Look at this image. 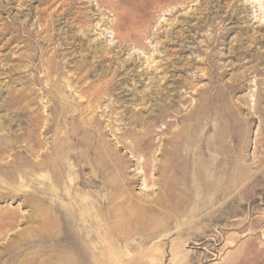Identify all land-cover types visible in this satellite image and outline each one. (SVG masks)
I'll list each match as a JSON object with an SVG mask.
<instances>
[{
    "label": "rangeland",
    "instance_id": "rangeland-1",
    "mask_svg": "<svg viewBox=\"0 0 264 264\" xmlns=\"http://www.w3.org/2000/svg\"><path fill=\"white\" fill-rule=\"evenodd\" d=\"M103 1L0 0V264H264V0Z\"/></svg>",
    "mask_w": 264,
    "mask_h": 264
},
{
    "label": "bare ground",
    "instance_id": "bare-ground-1",
    "mask_svg": "<svg viewBox=\"0 0 264 264\" xmlns=\"http://www.w3.org/2000/svg\"><path fill=\"white\" fill-rule=\"evenodd\" d=\"M140 2H143V1H140ZM158 1L156 0V2H153V3H151V7L154 9V8H156L157 6H158ZM98 4H99V6L100 7H103V6H106L105 4V2L103 1V0H98ZM107 4H109V5H111V7L113 8V9H117L118 8V6H117V4L115 3V0H109V2L107 3ZM120 4V2L118 3V5ZM139 4V3H138ZM142 4V3H141ZM110 7V8H111ZM118 10V9H117ZM133 10H135V9H133ZM133 10H131V9H129V10H126V11H124V12H122V13H120V12H117L116 11V15H117V21L119 22V23H121L123 26H124V29H126V33H125V36H123L122 35V29H121V27L120 26H116L114 29H113V31H114V34L118 37V38H120L121 40H124L126 37L127 38H129L130 40H134V42L136 43V45H137V47H138V40H139V37H138V34L137 33H133V32H129L130 31V29H131V27H134L136 24H140L142 21H143V19L145 18V13L143 12V11H140L139 12V10H137V11H133ZM114 11V10H113ZM119 11V10H118ZM144 24H145V22H144ZM141 25V24H140ZM47 65V67H46V72L47 73H50L51 72V70L53 71L54 70V64H53V62L51 61V60H49L47 63H46ZM68 80V79H67ZM69 83V82H68ZM9 100V99H8ZM14 100V99H13ZM23 100V99H22ZM28 100H29V98H28ZM24 101V100H23ZM32 103V102H31ZM64 107V106H63ZM18 108V107H17ZM20 109V108H19ZM22 109V108H21ZM20 109V110H21ZM26 109V108H25ZM27 109H29V108H27ZM36 109V108H35ZM35 109H33V110H35ZM203 109V107H201V110ZM24 110V109H23ZM32 110V109H31ZM30 110V111H31ZM25 111V110H24ZM27 112H28V110H27ZM21 114V113H20ZM28 115V114H27ZM38 115V114H37ZM75 116V115H74ZM71 120V119H70ZM28 121V120H27ZM76 121V120H75ZM34 123V122H33ZM40 123V122H39ZM82 123V122H81ZM86 124V123H85ZM35 125H37L36 124V122H35ZM35 125H34V127H35ZM30 126V125H29ZM31 126H33V125H31ZM30 126V127H31ZM39 127H41V126H39ZM32 128V127H31ZM36 128H38V127H36ZM79 128V127H78ZM80 130V129H79ZM36 131V130H35ZM163 131V130H162ZM81 132V131H80ZM90 132V134H92L91 133V131H89ZM96 132H98V130H96ZM28 133V132H27ZM89 134V133H88ZM150 134H151V130H147L146 131V133H144V136H143V138H141L140 139V141H143V143H139L138 145L136 144V143H132V144H134V148H135V151H138V150H140V152L141 153H143L142 155H140L139 157H138V159L139 158H141V156H143L144 157V162H143V167H145V166H149L150 165V163H149V160L147 159V157H146V152H147V149H148V147L150 146V144H151V141H150V139L148 138L149 136H150ZM32 135V134H31ZM39 135V134H38ZM37 135V137H39ZM81 135V134H80ZM29 136V135H28ZM76 136H78V135H76ZM35 137H36V135H35ZM79 137V136H78ZM33 138V137H32ZM76 139V138H75ZM27 140V139H26ZM29 140V139H28ZM35 140V139H34ZM41 140V139H40ZM81 140V139H80ZM9 143H11V142H9ZM29 143H30V141H29ZM34 143V142H33ZM37 143V142H36ZM39 143V142H38ZM76 143V142H75ZM80 143V142H79ZM144 144V145H143ZM147 144V145H146ZM29 145V144H28ZM66 145H68V144H66ZM30 146V145H29ZM74 146H75V144H74ZM78 146H80V144L78 145ZM84 146V145H83ZM202 146V147H201ZM200 146V151H199V157H198V163L199 162H201V161H203V157H202V154L204 153L205 154V152H203V145H201ZM10 147V146H9ZM26 148V147H25ZM28 148V147H27ZM32 148H34L33 147V145H32ZM31 148V149H32ZM79 148V147H78ZM178 148V147H177ZM177 148H173V150L172 151H170L169 153L168 152H166V154H167V157H164L163 159H162V162H163V165L162 164H160L159 165V167H158V172H160L162 169L164 170V172L166 171L168 174L169 173H172L173 171L174 172H177V171H179V168L182 166L181 165V163L178 161V153L176 152V150H178ZM3 149V148H2ZM6 149H8V148H6ZM29 149V148H28ZM27 149V150H28ZM63 149V148H62ZM61 150V149H60ZM7 151V150H6ZM33 151V150H32ZM3 152V151H2ZM31 152V151H30ZM27 153H29V152H27ZM5 155V154H4ZM228 155V154H227ZM27 158V157H26ZM32 161V160H31ZM46 163V162H45ZM45 166V165H44ZM173 170V171H172ZM197 170H198V172L200 173V168H199V166H198V168H197ZM172 171V172H171ZM146 174H147V171H146ZM231 175V174H230ZM90 180H91V177H88ZM216 183V182H215ZM226 183H228V181L226 182ZM219 185V184H218ZM229 186V185H228ZM220 188V187H219ZM218 192H219V190H218ZM126 192L125 191H119V193H118V197H122V195L123 194H125ZM162 196H160V199L159 200H157V201H155L154 202V204L155 205H152V203L150 204H145V203H140V202H138L137 200H132L131 201V205H130V209L132 210V211H134V212H137L138 213V216H140L141 218H136L137 219V222H138V226L139 225H142V226H148L147 224V222L148 221H146L145 222V220L144 219H142V218H144V217H146L147 216V214H148V212H152V211H157L158 210V207H162V206H164V205H166V204H168V202L170 201V198L172 197V195H173V192H172V190H170V189H168V188H165L163 191H162V194H161ZM146 202H148V201H146ZM179 203H181V205L183 204V200L181 199V201L179 202ZM210 204H213V202H211ZM159 209H161V208H159ZM92 216V215H91ZM161 217H162V219H165V218H167V216H168V213H162L161 215H160ZM10 218V220L13 218V217H9ZM158 220H160V219H158ZM4 222V221H3ZM10 222V221H9ZM83 222V221H82ZM1 224H0V236L4 233V231L6 230V228H7V226L9 225L8 224V222H6V223H3L2 224V222H0ZM91 224V223H90ZM96 224V223H95ZM115 224V223H114ZM96 226H98L97 224H96ZM10 227V226H9ZM83 227H85L84 225H83ZM97 228V227H96ZM100 228V227H99ZM111 228V227H110ZM86 229V228H85ZM95 230V229H94ZM106 230V229H105ZM97 232H98V230H97ZM101 232V231H100ZM103 232V231H102ZM86 233V232H85ZM99 233V232H98ZM167 233V232H166ZM165 233V234H166ZM82 234V233H81ZM92 234H94L93 232H92ZM101 234V233H100ZM109 234V233H108ZM99 236V235H98ZM89 237V236H88ZM95 237V236H94ZM43 238V237H42ZM50 238V237H49ZM101 238V237H100ZM88 239V238H87ZM90 239V238H89ZM92 239V238H91ZM96 239V238H95ZM48 240V239H47ZM92 241V240H91ZM103 241V240H102ZM33 242V241H32ZM99 243H100V241H99ZM97 244V243H96ZM109 245H111V244H109ZM104 246V245H103ZM26 247L28 248V247H30V244H27V243H25V244H23V245H20L19 247H17V246H15L14 248H12V249H8L10 252H12V254H16V253H18V251H21V250H23V248L24 249H26ZM33 247H34V245H33ZM36 247V246H35ZM91 247H93V246H91ZM82 248V247H81ZM104 248V247H103ZM108 248H109V246H108ZM112 250L114 249V247H113V245H112V248H111ZM90 252V251H89ZM101 252V251H100ZM117 251H115V253H116ZM75 253H77L76 251H75ZM19 254V253H18ZM102 255V254H101ZM115 255V254H114ZM117 255V254H116ZM115 255V256H116ZM103 256V255H102ZM110 256V255H109ZM2 257H3V255H1L0 256V260H2ZM104 257V256H103ZM10 258H12V256H10ZM92 259V258H91ZM81 261V260H80ZM83 261V260H82ZM119 261V260H118ZM79 262V257L77 256V254H70L69 255V264H76V263H78ZM66 263V262H65ZM94 263V262H93ZM85 264V263H84ZM91 264V263H90ZM95 264V263H94ZM115 264H117V263H115Z\"/></svg>",
    "mask_w": 264,
    "mask_h": 264
}]
</instances>
